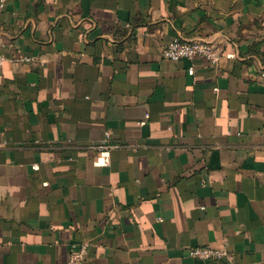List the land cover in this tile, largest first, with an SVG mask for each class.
I'll list each match as a JSON object with an SVG mask.
<instances>
[{
    "label": "crops",
    "instance_id": "0c3cea01",
    "mask_svg": "<svg viewBox=\"0 0 264 264\" xmlns=\"http://www.w3.org/2000/svg\"><path fill=\"white\" fill-rule=\"evenodd\" d=\"M0 53V264H264V0H5Z\"/></svg>",
    "mask_w": 264,
    "mask_h": 264
},
{
    "label": "built area",
    "instance_id": "2783aa9c",
    "mask_svg": "<svg viewBox=\"0 0 264 264\" xmlns=\"http://www.w3.org/2000/svg\"><path fill=\"white\" fill-rule=\"evenodd\" d=\"M5 6V0H0V11ZM160 54L164 60L179 61L181 59H193L195 57H202L209 62L212 66L217 65L220 59V49L213 43L200 39H187L176 37L173 40L165 43L160 51ZM32 58L23 56L19 59L22 62H29ZM7 61V57L0 53V70L3 64ZM193 69H188V74H192ZM108 133H105V138L96 147L98 149H110L115 145L108 142ZM160 220V219H159ZM86 246L83 245L79 251L72 252L69 255L67 264H81L85 254ZM188 257L199 259L201 261H220L226 260L231 264L233 263V256L225 246L220 248H214L209 246H195L189 247L186 250Z\"/></svg>",
    "mask_w": 264,
    "mask_h": 264
}]
</instances>
